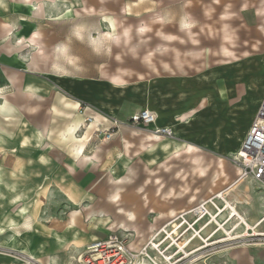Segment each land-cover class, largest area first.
<instances>
[{"label":"rangeland","instance_id":"1","mask_svg":"<svg viewBox=\"0 0 264 264\" xmlns=\"http://www.w3.org/2000/svg\"><path fill=\"white\" fill-rule=\"evenodd\" d=\"M89 5L101 7L98 0H90ZM124 5L127 13H120ZM107 8L108 18H103V22L98 21V16L82 19L87 21V26L81 37L76 32L80 25L78 18L67 13L68 3L45 2L47 15L59 17L58 21L47 23V27L59 36H68L75 61L71 70L77 80L91 85L101 82L103 64L107 65L109 73L115 72L118 66L134 71L127 77L121 95L128 105H144L170 122L168 127L173 134L160 135L165 138L163 146L184 147L194 142L188 143L185 154H180L179 159L184 165L186 201L191 195L197 196L193 199L197 204L192 209L204 203L206 215L198 223L195 221L199 214L189 210L173 215L172 218L179 220L148 238L129 224L126 226L132 231L122 225L117 229L108 227L113 217L90 215L91 209L86 205L92 200L79 184L84 174L68 176L62 163L55 166L41 155L45 152L33 150L39 146L20 145L26 136L17 134L18 131L23 133V129L20 114L13 106L16 116H11L9 135L0 134V264H82L79 258L86 254L88 245L113 232L126 238L127 243L131 242L132 249L139 251L144 245L148 246L147 252L157 264H238V255L244 256L243 264H264V222L260 224L264 219V184L248 175L230 187L240 174L236 150L264 90V0H114ZM186 8L196 19L195 31L202 46L211 49H217L221 42V13L232 14L229 24L233 33L228 27L223 40L228 38L227 42L233 46V63L207 54L203 59H192L184 71L172 73L162 68L156 71L147 68L121 46L116 47L115 52L123 56L124 62L116 63L113 52L88 35V32L102 30L117 33L119 30L113 24L116 16L124 19L127 14L123 23L136 25L148 21L151 14L158 11L170 18L173 27L168 31L177 33L175 27L180 24ZM30 15V11L17 13L10 6L0 7V19L23 17L26 22ZM95 35L98 38V34ZM151 47L142 46L139 53ZM166 60L170 61V56ZM140 73L146 78L140 79ZM5 84L0 77V86ZM59 93L66 95V89L59 87ZM72 97L79 102L80 112H100L91 101ZM193 108H197L198 113L192 118L183 115L181 122L177 120ZM103 115L106 122L118 119ZM189 149L200 153V158ZM195 158L197 166L191 168L187 160ZM194 171H198L199 176ZM75 181L79 182V191L84 193L76 204L70 201L66 191L67 185ZM219 192L224 198L215 196ZM212 195L214 197L208 201ZM226 201L234 203L239 215H234L231 209L221 213L227 206ZM212 216H216L217 221ZM194 222L191 228L189 224ZM193 236L194 241L183 251V244ZM141 238L144 242L138 245ZM152 238L154 245L150 243ZM229 238L234 239L226 241ZM199 248L200 251L194 252ZM141 257L137 264H152L146 255Z\"/></svg>","mask_w":264,"mask_h":264},{"label":"crops","instance_id":"2","mask_svg":"<svg viewBox=\"0 0 264 264\" xmlns=\"http://www.w3.org/2000/svg\"><path fill=\"white\" fill-rule=\"evenodd\" d=\"M112 1L98 0L101 7L97 9L89 5L90 0H0V7L10 6L17 13L26 10L31 14L26 22H23V17L0 19V77L6 81L0 86V134L9 135L11 116L14 118L15 115L14 106L20 114L23 129V133L18 131L17 134L26 136L21 146H39L33 150L45 152L41 155L55 166L62 163L68 176L85 175L80 183L75 181L66 187L72 203L76 204L85 193L92 200L86 205L91 209L90 215L111 216L113 221L108 223V227L117 229L123 221L130 228L137 227L148 238L179 220L171 216L184 213L197 204L193 200L198 198L195 195L186 201L185 171L179 159L185 153L174 156L183 147L163 146L161 143L165 138L159 134L126 126H122L108 142L97 136L98 130L113 125L112 120L106 122L103 114L109 119L127 120L135 112L145 109L140 104L128 105L121 95L127 77L134 71L118 66L115 72L109 73L107 65L103 64L101 82L91 85L88 81L77 80L71 70L75 61L69 49L68 36H59L47 27V23L58 21L59 17L47 15L45 2L68 3L67 13L78 18L80 25L76 32L82 37V30L87 26V21L82 19L98 16V21L103 22V18H108L106 9ZM120 13H127L125 5ZM183 16L175 27L177 33L168 31L173 27L172 22L158 11L152 13L148 21L136 25L124 24V19L116 16L113 24L119 30L117 33L102 30L93 34L88 32V35L113 52L116 63L124 62L123 56L115 52V48L121 46L139 58L140 63L156 71L161 68L172 73L184 71L192 59H203L207 54L219 56L225 59V63L234 62L233 46L227 42L228 38L223 40L228 27L233 33L229 24L232 20L230 12L221 13V42L217 49L202 46L203 42L195 31L196 19L188 8ZM142 46L152 47L139 53ZM167 56H170V61L166 60ZM139 78L146 77L140 73ZM59 87L66 89V95L59 93ZM72 96L91 101L101 113L80 112L79 102ZM263 97L264 90L260 103ZM197 108L182 113L177 120L181 122L183 115L187 119L192 118L198 113ZM256 113L245 130L242 142ZM87 116L94 120L87 122ZM169 124L158 115L156 126L168 127ZM240 146L235 150L238 151ZM191 151L200 158V153ZM187 161L191 168H196V158ZM194 173L199 176L198 171ZM78 183L86 192L79 191ZM210 191L215 192L213 189Z\"/></svg>","mask_w":264,"mask_h":264},{"label":"built area","instance_id":"3","mask_svg":"<svg viewBox=\"0 0 264 264\" xmlns=\"http://www.w3.org/2000/svg\"><path fill=\"white\" fill-rule=\"evenodd\" d=\"M158 116L152 110L145 108L132 114L127 120L114 119L112 128L97 131V136L104 141H110L122 126L137 128L158 133L161 136H172L169 127L156 126ZM92 116L86 121L91 123ZM117 129V130H116ZM236 160L245 172L264 184V97L260 103L252 125L236 153ZM198 219V217H197ZM195 219V220H197ZM196 222V221H195ZM189 224L193 228L194 224ZM151 245H154L151 243ZM148 246L139 251L130 248L126 238L113 232L105 238L92 242L87 247L86 254L79 258L82 264H137L142 255H146L152 264H157L147 252Z\"/></svg>","mask_w":264,"mask_h":264},{"label":"bare ground","instance_id":"4","mask_svg":"<svg viewBox=\"0 0 264 264\" xmlns=\"http://www.w3.org/2000/svg\"><path fill=\"white\" fill-rule=\"evenodd\" d=\"M51 3V2H50ZM264 28V27H263ZM258 32V31H257ZM260 33H262V32H260ZM262 35H264V34H262ZM264 37V36H263ZM163 127V126H162ZM164 127H166V126H164ZM158 134V133H157ZM188 143H194V142H188ZM188 143H186L185 144V146L181 149V150H178V151H176V153L174 154V155H180V154H182L186 149H187V147H188ZM238 170H239V172H240V174H239V178H238V180L236 181V182H234L230 187H232V186H234L242 177H245V172H244V170H243V168L241 167V166H239L238 167ZM223 193L222 192H219L217 195H216V197H219V198H224L223 197ZM209 201V200H208ZM206 203V202H205ZM226 203H227V206H226V208H224V209H221V213H223L225 210H227V209H231L232 211H233V213H234V215H236V214H238V212H237V210L235 209V207H234V203L233 202H230V201H226ZM205 205L206 204H202V205H200L199 207H197V208H194V209H190L189 210V212H193V213H198L199 214V219L196 221V223H198L202 218H204V216L206 215V208H205ZM73 214V213H72ZM239 215V214H238ZM213 217V219L215 220V221H217V217L216 216H212ZM241 217V216H240ZM89 218V217H88ZM241 219L243 220V223H245L248 227H250V224L248 223V222H246V220L243 218V217H241ZM262 222H264V219H262L261 221H260V224L262 223ZM76 225V224H75ZM121 225H124L126 228H127V226H126V223L125 222H121ZM258 225V224H257ZM27 227V226H26ZM71 227V226H70ZM176 227H178V225H176ZM111 228V227H110ZM224 229V228H223ZM127 230H129V231H132V230H130L129 228H127ZM176 230V229H175ZM225 230V229H224ZM195 232H197V231H195ZM177 233V232H176ZM200 234V233H199ZM201 236V235H200ZM194 239H195V236H193V237H191V238H189L187 241H185L186 243L185 244H183V251H184V249L192 242V241H194ZM234 239V238H233ZM232 238H229V239H226V241L227 240H233ZM153 241H154V238H152V241L150 242V243H152V244H154L153 243ZM142 242H144V238H141V239H139V241L137 242L138 243V245H140ZM136 243V244H137ZM137 245V246H138ZM180 246V245H179ZM201 249L199 248V249H197L196 251H194V252H198V251H200ZM186 253V255L188 254L187 252H185ZM236 259H238V264H243V260H244V256H241V255H238L237 256V258ZM50 263V262H49ZM53 263V262H52ZM4 264H8V263H4ZM10 264V263H9Z\"/></svg>","mask_w":264,"mask_h":264},{"label":"snow or ice","instance_id":"5","mask_svg":"<svg viewBox=\"0 0 264 264\" xmlns=\"http://www.w3.org/2000/svg\"><path fill=\"white\" fill-rule=\"evenodd\" d=\"M78 35V34H77ZM57 51H61L60 49H58ZM117 59H119V57H117ZM69 63H73L72 61H69ZM76 107H79V105H76ZM189 151H191V149H189Z\"/></svg>","mask_w":264,"mask_h":264}]
</instances>
